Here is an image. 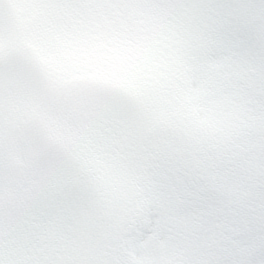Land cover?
Segmentation results:
<instances>
[{
  "label": "snow or ice",
  "instance_id": "obj_1",
  "mask_svg": "<svg viewBox=\"0 0 264 264\" xmlns=\"http://www.w3.org/2000/svg\"><path fill=\"white\" fill-rule=\"evenodd\" d=\"M0 264H264V0H0Z\"/></svg>",
  "mask_w": 264,
  "mask_h": 264
}]
</instances>
